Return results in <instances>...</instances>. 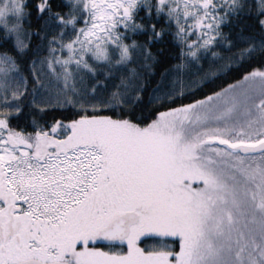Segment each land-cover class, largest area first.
Returning a JSON list of instances; mask_svg holds the SVG:
<instances>
[{"label":"snow or ice","instance_id":"obj_1","mask_svg":"<svg viewBox=\"0 0 264 264\" xmlns=\"http://www.w3.org/2000/svg\"><path fill=\"white\" fill-rule=\"evenodd\" d=\"M0 264H264V0H0Z\"/></svg>","mask_w":264,"mask_h":264}]
</instances>
